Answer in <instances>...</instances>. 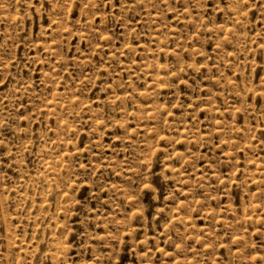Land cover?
<instances>
[{
	"label": "rangeland",
	"instance_id": "obj_1",
	"mask_svg": "<svg viewBox=\"0 0 264 264\" xmlns=\"http://www.w3.org/2000/svg\"><path fill=\"white\" fill-rule=\"evenodd\" d=\"M0 264H264V0H0Z\"/></svg>",
	"mask_w": 264,
	"mask_h": 264
}]
</instances>
